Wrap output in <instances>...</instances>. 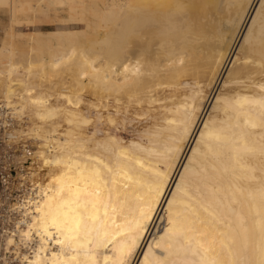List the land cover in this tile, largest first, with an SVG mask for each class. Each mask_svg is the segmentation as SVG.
<instances>
[{"label": "bare ground", "instance_id": "1", "mask_svg": "<svg viewBox=\"0 0 264 264\" xmlns=\"http://www.w3.org/2000/svg\"><path fill=\"white\" fill-rule=\"evenodd\" d=\"M0 9L19 41L0 44V99L37 141L20 264H264V0ZM59 18L76 28L13 31ZM121 117L147 124L124 140Z\"/></svg>", "mask_w": 264, "mask_h": 264}, {"label": "rangeland", "instance_id": "2", "mask_svg": "<svg viewBox=\"0 0 264 264\" xmlns=\"http://www.w3.org/2000/svg\"><path fill=\"white\" fill-rule=\"evenodd\" d=\"M0 13H1L0 44H1V41L11 43L13 39L7 37L8 36L7 34H9V32L5 31V29L9 25L8 12L6 9H0ZM21 20L22 19L17 21L15 28L13 30L16 35L17 34L18 35L19 34L25 35V34H28L29 32H32V31H54V29L55 30H68V29H75L76 28L75 26H73L67 22H64L63 18L62 19L59 18V20L54 21L52 24L51 23H49V24L48 23L47 24L42 23V24H40V26H42V27H38V26L32 27L29 20H22V21ZM61 22H62V24H61ZM10 33H13V32L11 31ZM14 41L15 42L17 41L16 43L19 44L18 40H13V42ZM32 77H33V75H32ZM32 77L30 76L29 78H32ZM32 80H33V78H32ZM43 83H44V81H43ZM56 83H58V84L56 85ZM45 84H47L46 81H45ZM54 84H55V86H54L53 90L60 92L61 89L57 88L60 83L58 81L57 82L55 81ZM60 88H62V86H60ZM56 89H58V90H56ZM89 99H90L89 95L87 96L86 94H84V101L88 102ZM87 102H86V104H87ZM5 104L6 103L4 101H2V99H0V114H1L2 119L5 116H9L12 118L14 117V118H13L12 125L10 123L9 128L5 132V133H7V135H3V137H2V146L0 149V171L2 174V176H1V188H0V210H1V249H0L1 250L0 251L1 252V255H0L1 261H0V264H20L19 260H17L18 258H17V255H15V252L18 251L21 254L23 252L28 253V252H30L29 248H30L31 244L23 246V245H21L22 243L19 242V238L17 236H15L16 235L15 234L16 228L17 227L22 228L23 227L22 221L26 219V217L22 216V212L19 211L20 209L18 206L21 204V201H24V199L31 196V192H32V191H30L32 187L29 186V184H25L26 182L24 180H23L24 182H22L21 178L25 176L24 174L28 171V168H30L29 167L30 159L32 158V156L35 152V147H34L35 144L34 143H37V141L35 139H33L31 136L27 137L23 133H19L20 134L19 135L18 133L15 132L16 134H14L13 131H17V130L21 131L20 130L21 127H19V129L17 128L21 123H22L21 124L22 129L25 126L26 127L30 126L29 122L26 123V121H29L28 116L26 113L16 115L15 112H17V111L13 110L14 109L13 107H10V108L8 107L9 109H7V106H6V108H5ZM84 107H86V106H84ZM85 110H86V112H85ZM85 110H83V113L85 116L90 117V118H91V116L93 117V121H95V123H94L95 128L94 129L96 130L98 135H101L106 130L110 131V129H108V126L106 125V123H102L100 116L97 115L94 110H92V109L89 110L88 107ZM14 115L17 118L16 120H15ZM120 119L122 121L119 122L120 120L118 119L119 123L117 122V119H116L115 123H116L117 129L115 130V132L118 136H120L124 140L134 138V137H138V135L144 129V126L147 124V121L144 123V122L135 121L132 118H127V117H121ZM16 128H17V130H16ZM16 135H18V136L16 137ZM19 136L21 138H19V140H18ZM15 139L18 140L17 143H16ZM16 174L17 175L19 174L20 176L18 175L19 176L18 177ZM21 175H22V177H21ZM13 204L16 207H14ZM12 206H13V208H12ZM18 222H20V223H18ZM16 223L18 225H16ZM10 237L14 238V241L18 245L20 251L15 249V247L7 246V240ZM22 246L26 247V248L21 249Z\"/></svg>", "mask_w": 264, "mask_h": 264}, {"label": "built area", "instance_id": "3", "mask_svg": "<svg viewBox=\"0 0 264 264\" xmlns=\"http://www.w3.org/2000/svg\"><path fill=\"white\" fill-rule=\"evenodd\" d=\"M10 123H11V125L13 123V118L12 117L5 116L2 119L1 114H0V149H1V146H2V137H3V135H7V133H5V132L9 128V124ZM1 176H2V174H1V171H0V188H1ZM0 249H1V210H0ZM0 255H1V252H0ZM0 261H1V256H0Z\"/></svg>", "mask_w": 264, "mask_h": 264}, {"label": "crops", "instance_id": "4", "mask_svg": "<svg viewBox=\"0 0 264 264\" xmlns=\"http://www.w3.org/2000/svg\"><path fill=\"white\" fill-rule=\"evenodd\" d=\"M0 20H1V13H0Z\"/></svg>", "mask_w": 264, "mask_h": 264}]
</instances>
